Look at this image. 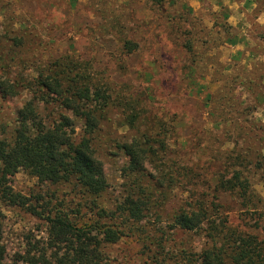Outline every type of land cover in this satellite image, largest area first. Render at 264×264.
Instances as JSON below:
<instances>
[{"label":"rangeland","instance_id":"1","mask_svg":"<svg viewBox=\"0 0 264 264\" xmlns=\"http://www.w3.org/2000/svg\"><path fill=\"white\" fill-rule=\"evenodd\" d=\"M124 38L137 45L133 53L121 49ZM0 41V132L9 135L23 106L42 96L32 79L46 63L71 54L163 119L171 159L206 181L233 175L226 169L230 153L245 156L242 182L261 201L258 208L247 210L234 193L219 200L232 224L249 232L264 228V0H0ZM41 114L49 124L72 116L57 103L43 105ZM118 116L110 113L93 135L109 183L102 201L112 209L129 186L118 145L136 134ZM77 127L83 130L79 120ZM6 182L27 198L26 206H11L0 191L1 246L10 263L24 264L28 251L48 243V215L61 210L81 223L96 220L69 183L41 181L25 169ZM186 189L173 190L160 222L150 216L122 226L120 240L103 246L104 262L184 264V255L200 252L204 232L168 229L167 216L188 197Z\"/></svg>","mask_w":264,"mask_h":264},{"label":"trees","instance_id":"2","mask_svg":"<svg viewBox=\"0 0 264 264\" xmlns=\"http://www.w3.org/2000/svg\"><path fill=\"white\" fill-rule=\"evenodd\" d=\"M120 44L127 54L137 49L130 38L120 39ZM46 65L32 79L38 90L35 95L38 92L42 96L37 103L30 100L23 106L9 135L0 132V191L9 205L26 206L27 198L6 182V176L25 169L41 181L74 186L86 199L80 207L88 208L96 220L81 223L61 210L48 215V243L28 251L24 264H106L103 246L120 240L122 226L133 228L150 216L160 222L164 218L163 205L173 190L183 185L188 197L167 216L168 229L172 234L204 232L207 240L200 252L184 255V264H264V228L259 229L262 227L258 224L254 232H249L232 224L219 200L223 193H234L247 210L258 208L256 202L261 201L251 194L248 182H242L245 156L230 153L226 169L231 166L233 175L206 181L195 168L171 159L165 121L148 115L141 100L124 93L123 86L114 88L111 81L94 71L92 64L71 54L51 59ZM50 103L59 104L72 116L60 115L47 123L41 107ZM112 112L119 115L123 126L136 132L118 145L126 157L124 179L129 186L124 202L115 209L102 201L109 183L93 147V135L103 128ZM77 120L83 123L81 132L77 131ZM258 156L260 161L261 153ZM61 203L66 208L65 199ZM34 213L42 216L41 212ZM2 239L0 223V264H14L6 260Z\"/></svg>","mask_w":264,"mask_h":264}]
</instances>
